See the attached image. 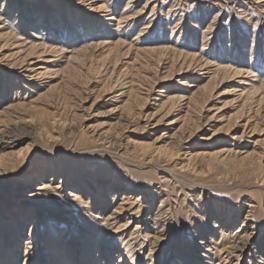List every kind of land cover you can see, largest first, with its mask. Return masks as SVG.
<instances>
[{"label":"rangeland","instance_id":"374dc122","mask_svg":"<svg viewBox=\"0 0 264 264\" xmlns=\"http://www.w3.org/2000/svg\"><path fill=\"white\" fill-rule=\"evenodd\" d=\"M24 259L264 264V0H0V262Z\"/></svg>","mask_w":264,"mask_h":264},{"label":"bare ground","instance_id":"6f19581e","mask_svg":"<svg viewBox=\"0 0 264 264\" xmlns=\"http://www.w3.org/2000/svg\"><path fill=\"white\" fill-rule=\"evenodd\" d=\"M46 185H44L43 184V182L41 183V187H39V188H44ZM53 194V193H52ZM126 198V197H125ZM16 240H17V238H16ZM27 251L25 250L24 251V253H26ZM115 253H117V256H118V260L117 261H119L120 260V257L124 254V252H123V250L122 249H120V250H118V251H115ZM8 257V256H7ZM9 260H12L11 259V257L10 258H6V260H5V262L6 261H9ZM53 260V259H52ZM132 262H134L133 260H132ZM0 264H3V262H0ZM10 264H14V261L13 262H11ZM22 264H28L27 263V259H24L23 261H22Z\"/></svg>","mask_w":264,"mask_h":264}]
</instances>
